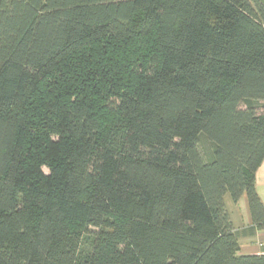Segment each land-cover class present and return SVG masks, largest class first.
I'll use <instances>...</instances> for the list:
<instances>
[{"label":"trees","instance_id":"obj_1","mask_svg":"<svg viewBox=\"0 0 264 264\" xmlns=\"http://www.w3.org/2000/svg\"><path fill=\"white\" fill-rule=\"evenodd\" d=\"M264 0H0V264H264Z\"/></svg>","mask_w":264,"mask_h":264},{"label":"crops","instance_id":"obj_2","mask_svg":"<svg viewBox=\"0 0 264 264\" xmlns=\"http://www.w3.org/2000/svg\"><path fill=\"white\" fill-rule=\"evenodd\" d=\"M257 192L264 204V160L256 173ZM235 230L239 236L242 254H264V227L253 220L248 198L244 195L238 202L225 197Z\"/></svg>","mask_w":264,"mask_h":264},{"label":"rangeland","instance_id":"obj_3","mask_svg":"<svg viewBox=\"0 0 264 264\" xmlns=\"http://www.w3.org/2000/svg\"><path fill=\"white\" fill-rule=\"evenodd\" d=\"M260 111L264 112V105L260 106Z\"/></svg>","mask_w":264,"mask_h":264}]
</instances>
